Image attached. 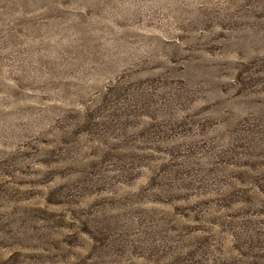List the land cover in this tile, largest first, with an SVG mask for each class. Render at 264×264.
<instances>
[{
	"label": "rangeland",
	"instance_id": "obj_1",
	"mask_svg": "<svg viewBox=\"0 0 264 264\" xmlns=\"http://www.w3.org/2000/svg\"><path fill=\"white\" fill-rule=\"evenodd\" d=\"M0 264H264V0H0Z\"/></svg>",
	"mask_w": 264,
	"mask_h": 264
}]
</instances>
